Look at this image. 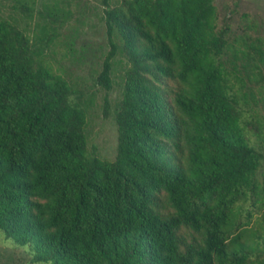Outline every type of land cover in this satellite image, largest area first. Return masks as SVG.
<instances>
[{
  "label": "trees",
  "instance_id": "16d2710c",
  "mask_svg": "<svg viewBox=\"0 0 264 264\" xmlns=\"http://www.w3.org/2000/svg\"><path fill=\"white\" fill-rule=\"evenodd\" d=\"M101 2L112 160L45 63L70 11L43 4L30 33L0 16V233L31 264H264V40L218 28L213 0Z\"/></svg>",
  "mask_w": 264,
  "mask_h": 264
},
{
  "label": "rangeland",
  "instance_id": "374dc122",
  "mask_svg": "<svg viewBox=\"0 0 264 264\" xmlns=\"http://www.w3.org/2000/svg\"><path fill=\"white\" fill-rule=\"evenodd\" d=\"M21 1L0 0V16L14 18L26 33H30L33 22L39 19L37 11L43 4L57 3L70 11L67 22L57 29V36L45 52V63L82 92L87 105L84 126L87 150L101 159L112 160L116 152L113 109L120 98L124 62L119 54L114 55L109 90L93 85L109 48L102 19L104 5L101 0H33L32 17L28 18L19 6ZM119 1L108 0V4L113 6ZM213 3L218 28L227 26L231 31H245L264 40V0H213ZM261 84L264 89V72ZM261 134L264 136V131ZM263 212L264 206H261L249 225L260 221ZM0 264L31 263L24 247L15 246L0 233Z\"/></svg>",
  "mask_w": 264,
  "mask_h": 264
}]
</instances>
